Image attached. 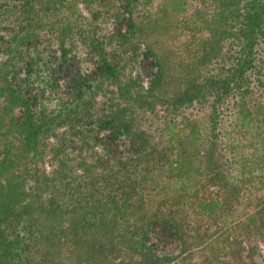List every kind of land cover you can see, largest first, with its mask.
<instances>
[{
    "label": "rangeland",
    "instance_id": "374dc122",
    "mask_svg": "<svg viewBox=\"0 0 264 264\" xmlns=\"http://www.w3.org/2000/svg\"><path fill=\"white\" fill-rule=\"evenodd\" d=\"M214 8L210 0H138L128 14L123 12L121 0H38L28 14L18 0H0V74H4L6 85L25 92L31 113L41 126L36 153L23 162V188L32 189L44 174L52 180L38 184L43 187L41 196L47 200L54 197L55 204L64 209L70 208L74 194L89 197L92 193L93 200L102 199L106 189L98 175L115 171L112 162L134 157L135 143L124 137L110 140L100 122L121 103L119 87L132 83L150 94V110L134 118L148 147L137 166V173L142 171L143 176L144 171L145 182L136 193L142 194L149 206L172 212L180 227L178 235L161 226L152 229L148 244L158 258L156 264H264V243L245 228L250 212L248 194L258 196V191L241 187L238 198L230 201L229 192L222 195L216 187L200 188L198 196L224 198L226 205L219 216H199L191 205L194 189H178L174 176L167 180L162 167L166 157L175 158L172 151L183 153L184 139L192 130L201 137L198 151L203 149L208 132L207 103L173 108L169 100L183 85L193 58L199 54L208 34L203 22L211 18ZM121 12L123 16L116 19ZM26 16L33 24L32 38L19 32ZM129 17L135 25L130 36ZM15 34L23 40L10 52ZM256 59L264 85V37ZM101 60L117 70L114 78H98ZM247 92V104H259L264 111L261 88L250 84ZM242 96L241 91L235 93L221 107L218 154L221 170L228 168L238 181L245 173L252 183L260 171L249 156L258 148L261 136L253 140L251 129L245 132L235 123L236 104ZM19 116V108L0 93V150L3 143H15L18 138L7 122ZM167 131L173 141H167ZM76 232L64 221L56 224L49 245L46 242L38 248L39 254L44 252L43 263L138 264L127 248L108 254L92 233L88 234L92 246L87 251L85 246L78 247Z\"/></svg>",
    "mask_w": 264,
    "mask_h": 264
},
{
    "label": "trees",
    "instance_id": "16d2710c",
    "mask_svg": "<svg viewBox=\"0 0 264 264\" xmlns=\"http://www.w3.org/2000/svg\"><path fill=\"white\" fill-rule=\"evenodd\" d=\"M37 1L18 0L22 10L28 14L32 13ZM210 1L215 8L209 21L203 22L207 37L202 42L198 56L193 58L183 85L175 97L169 100L173 108L207 103V136L199 152L201 137L196 130H192L190 136L184 139L183 153L172 151L171 155L175 158L169 160L166 157L162 167L167 180L171 174L174 176V185L178 189L183 187V190L190 192L194 189L191 205L199 216H219L226 205L224 198L198 196L197 190L200 188L216 187L221 189L222 195L229 192L227 197L230 201L234 197L238 198L241 187L250 186L258 191V196L252 192L248 194L250 212L246 217L245 228L249 232L253 230L264 243V111L259 104H251L250 107L245 99L250 84L261 88V93H264L260 66L256 64L257 48L264 37V0ZM137 2L121 0L123 12L130 14ZM120 16H123L122 12L115 18ZM24 19L25 26L19 32L22 36L32 38L35 36L30 27L33 24H30L28 16ZM127 21L130 36L135 33V25L130 17ZM22 36L11 37L9 47L13 46L10 52L22 43ZM97 71L98 78H114L117 75V70L104 60L98 62ZM16 90L18 88L6 85L4 74H0V93L7 95L9 104H15L20 110L19 118L7 122L18 138L15 143H3L0 150V264H44V252L39 254L38 248L46 242L49 245L53 228L63 221L77 231L78 247L85 246L86 251L92 246L91 238L88 237L92 233L101 240V245L106 246L108 254L119 253V249L127 248L136 255L138 264H156L158 258L148 244L152 229L161 226L178 235L180 227L172 212L161 210L157 205L149 206L142 194L136 193L145 182V173L143 171V176L142 171L137 173V166L148 147L147 137L136 128L134 118L150 110V94H144L141 87L132 83L118 88L121 103L100 122L99 127L108 133L112 141L124 137L134 142V157L124 162H112L116 164L115 171L100 172L98 176L106 189L102 199L93 200L92 193H89V197L74 194L71 196L70 208L64 209L55 204L54 197L50 196L47 200L41 196L43 187L38 184L50 182L51 177L43 174L40 180L36 179L32 189L23 188L22 181L26 178L23 162L30 153H36L41 126L31 113L25 92ZM240 91L243 96L236 104L235 123L245 132L251 129L253 140L261 136L258 148L249 156L260 171L252 183L249 177L245 179V173L238 181L229 175L228 168L224 170L226 173L221 170L218 154L216 131L221 107L230 96ZM166 135L167 141H173L170 131ZM149 153H156V150L149 149ZM243 168L239 170V175L244 171ZM85 172L83 170V175Z\"/></svg>",
    "mask_w": 264,
    "mask_h": 264
}]
</instances>
